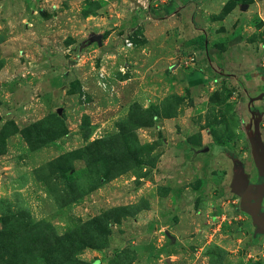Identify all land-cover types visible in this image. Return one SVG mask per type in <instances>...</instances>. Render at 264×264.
I'll return each mask as SVG.
<instances>
[{
  "label": "rangeland",
  "instance_id": "374dc122",
  "mask_svg": "<svg viewBox=\"0 0 264 264\" xmlns=\"http://www.w3.org/2000/svg\"><path fill=\"white\" fill-rule=\"evenodd\" d=\"M237 165L264 0H0V264H264Z\"/></svg>",
  "mask_w": 264,
  "mask_h": 264
},
{
  "label": "water",
  "instance_id": "95a60500",
  "mask_svg": "<svg viewBox=\"0 0 264 264\" xmlns=\"http://www.w3.org/2000/svg\"><path fill=\"white\" fill-rule=\"evenodd\" d=\"M237 173L234 175L233 180V192L249 204H247V211L251 216L253 223L258 227L257 231L259 233L264 232V214L260 213L261 201L264 195V184L260 185L255 191L247 190L248 182L243 178L242 168L237 165ZM259 170V168H258Z\"/></svg>",
  "mask_w": 264,
  "mask_h": 264
},
{
  "label": "trees",
  "instance_id": "16d2710c",
  "mask_svg": "<svg viewBox=\"0 0 264 264\" xmlns=\"http://www.w3.org/2000/svg\"><path fill=\"white\" fill-rule=\"evenodd\" d=\"M203 47H204V46H203L202 44H200L199 46H197L196 49H197V50H199V49H203ZM227 156H228V155H227Z\"/></svg>",
  "mask_w": 264,
  "mask_h": 264
},
{
  "label": "flooded vegetation",
  "instance_id": "af4514ba",
  "mask_svg": "<svg viewBox=\"0 0 264 264\" xmlns=\"http://www.w3.org/2000/svg\"><path fill=\"white\" fill-rule=\"evenodd\" d=\"M260 213L264 214V211L262 210V208H261V210H260ZM263 234H264V232H263Z\"/></svg>",
  "mask_w": 264,
  "mask_h": 264
}]
</instances>
